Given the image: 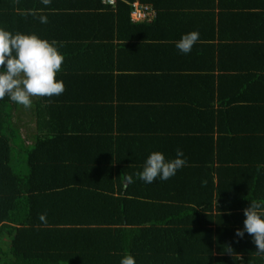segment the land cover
<instances>
[{"label": "trees", "instance_id": "trees-1", "mask_svg": "<svg viewBox=\"0 0 264 264\" xmlns=\"http://www.w3.org/2000/svg\"><path fill=\"white\" fill-rule=\"evenodd\" d=\"M0 28L64 56L62 94L0 98V264H264L236 236L264 204V0H0Z\"/></svg>", "mask_w": 264, "mask_h": 264}, {"label": "clouds", "instance_id": "clouds-1", "mask_svg": "<svg viewBox=\"0 0 264 264\" xmlns=\"http://www.w3.org/2000/svg\"><path fill=\"white\" fill-rule=\"evenodd\" d=\"M48 3V0H43ZM45 23L46 18L41 17ZM199 40V32L182 34L175 42L181 54H189ZM63 54L56 47L55 41H47L36 34L11 33L0 28V98L7 95L11 101L30 108L32 97L60 95L64 91L63 81L57 80ZM186 164L184 153L177 149L173 159H166L159 151L150 153L144 161L142 170L136 173L145 183H152L157 178L166 181ZM131 183L132 178L128 177ZM243 229L236 230V236L245 233L252 236L257 252L264 254V204L252 202L244 209ZM119 264H135L134 256L125 254Z\"/></svg>", "mask_w": 264, "mask_h": 264}, {"label": "built area", "instance_id": "built-area-1", "mask_svg": "<svg viewBox=\"0 0 264 264\" xmlns=\"http://www.w3.org/2000/svg\"><path fill=\"white\" fill-rule=\"evenodd\" d=\"M108 4H114L115 0H102ZM130 16L133 21H147L155 17V10L148 4H142L138 1L131 3Z\"/></svg>", "mask_w": 264, "mask_h": 264}, {"label": "rangeland", "instance_id": "rangeland-1", "mask_svg": "<svg viewBox=\"0 0 264 264\" xmlns=\"http://www.w3.org/2000/svg\"><path fill=\"white\" fill-rule=\"evenodd\" d=\"M30 126H33L32 124H30Z\"/></svg>", "mask_w": 264, "mask_h": 264}]
</instances>
